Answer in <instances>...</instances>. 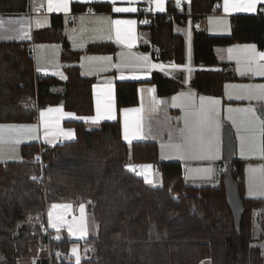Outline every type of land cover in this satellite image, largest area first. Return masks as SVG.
Here are the masks:
<instances>
[{"label": "trees", "instance_id": "1", "mask_svg": "<svg viewBox=\"0 0 264 264\" xmlns=\"http://www.w3.org/2000/svg\"><path fill=\"white\" fill-rule=\"evenodd\" d=\"M220 0H189L187 9L169 3L165 14H154L148 33L164 49L165 58L178 64L184 60V41L173 32L191 15L211 13ZM29 0H0V13H21ZM108 12L110 4L72 3L73 14L86 10ZM50 27L35 30L34 42H61L60 60L66 66L62 91L53 92V77L39 78L26 44L0 41V122H32L38 109L61 103L79 119L67 120L74 140L57 145L38 143L19 147L21 160L0 163V264H17L29 257V246L45 245L42 235L47 204L73 201L86 203L97 223V233L85 241L93 255L78 264H264V253L252 242L253 210L264 207V199L244 197L243 161L231 163L244 203L239 231L226 204L222 181L219 187L186 185L180 162L158 160L152 141L127 144L121 139L119 120L104 121L87 130L86 119L93 114V77H83L77 66L81 53H112L111 43H91L84 51L73 50L61 31L63 17L52 15ZM252 43L264 52V17H230L228 36H209L194 31L191 41L194 64H218L216 44ZM230 73L197 70L190 82L198 93L222 97L226 81L239 80ZM160 97L176 93L181 84L155 71L151 74ZM115 105L138 103L137 82L116 81ZM33 106H37L34 107ZM127 161L150 162L160 174V185L147 184L138 174L124 169ZM224 174V173H223ZM223 174L221 177H223ZM64 232L49 240L50 254L35 264L68 262L69 245Z\"/></svg>", "mask_w": 264, "mask_h": 264}, {"label": "crops", "instance_id": "2", "mask_svg": "<svg viewBox=\"0 0 264 264\" xmlns=\"http://www.w3.org/2000/svg\"><path fill=\"white\" fill-rule=\"evenodd\" d=\"M143 1L68 0V6L64 5L63 8L57 9L56 5L61 3L62 0H51L52 10H49V0H29L28 9L25 12L0 13V41H15L26 44L32 53L35 73L57 79L58 83L51 87V90L56 93L62 91L63 86L61 83L65 81L64 67L66 65L60 60L61 42H34L33 40V32L35 30L50 27L52 15H61L63 17L61 33L73 50L84 51L86 46L91 43L103 42L113 44L114 52L81 53L77 63L79 72L83 77L94 78L92 85L93 114L89 118L99 120V122L93 124L87 118L85 123L86 129H97L104 121L118 119L123 142L127 144L144 141L155 142L160 161L180 162L182 176L186 185L192 187H219L222 180L217 181L216 186H197L194 183L189 184L187 182V174L183 162L206 164L211 162V158H195L184 161L173 157L181 144V132L183 131L184 134V129H182L184 126L180 128L181 126L176 123L173 117L178 118L180 109L204 108L206 112L211 103H214L215 110H222L224 115L225 112H230L232 107H236L240 115L238 119L242 120V123L246 122L250 114L251 117L259 119L255 111H247L253 110V107L249 106L248 108L246 106L247 100H253L261 105L264 104V90L258 87L259 85H264V76L256 74V66L254 64L251 65L252 70H249L247 62L248 49L245 46L254 44L236 42L216 44L214 46V53L218 61L217 65L205 66L202 63L194 64L191 71H189V84L187 86L182 85L178 81L181 87L176 93L160 97L156 93L155 85L151 82L152 72L158 71L166 77H174L176 75L181 78L183 75L182 69H178L177 66L181 67L184 63L181 65L175 63L174 66L170 67H157L153 64L154 62L149 53L138 48L137 12ZM148 1L151 5V12L155 15L165 14L169 3L175 5L176 2L181 1L184 9H187L189 4V0H161L159 4H156V0ZM94 2L108 3L110 4V10L108 12H96L89 9L75 14L71 12L72 3L90 4ZM117 7L133 8L136 11L115 12L114 9ZM160 9L164 10L161 11ZM231 10L229 9V12H225L224 0H220L217 8H214L211 13L191 15L186 12L187 19L183 25L173 24V32L182 36L184 41V59L187 47L191 44L194 31L203 32L209 36H228L230 34L231 16L255 15L257 12H233ZM115 20L130 21V23L115 24ZM117 29L120 30L119 41L116 35ZM229 49H232L231 53H229ZM255 51L263 52L258 50L256 46ZM230 56L231 59L229 58ZM93 57H110L111 59H89ZM261 63H264V61H261ZM197 70L223 71L241 79L226 81L223 85L222 97L205 95L198 93L190 85ZM121 76L124 78L121 79ZM116 81L137 82V105L122 107L119 110L116 109L114 96ZM108 84H111V92L105 87ZM187 93L193 94L190 102L186 97ZM49 108H53L52 112L47 111ZM56 108H60L61 111ZM42 112L44 113L43 116H41ZM261 112L264 114L263 109ZM161 116L166 119V124H161L162 122L159 121ZM74 119H79V117L74 113L66 111L62 104L58 103L38 109L37 117L32 122H0V163L7 164L20 161L19 147L22 144L38 143L53 146L74 140V129L64 124L65 121ZM45 121L48 122L47 125ZM206 124V122H203L202 127L206 126ZM193 130L195 131L194 128ZM213 136L216 142V132L213 133ZM195 140L203 141L204 135L200 134ZM161 141L167 142L169 147L173 149L172 155L167 157L168 160L160 159V153H162L160 147ZM183 141L184 143L186 141L193 142L192 139L188 138L186 140L184 137ZM261 144L262 147L257 157L239 158V160L243 161V171L245 161L264 164V158L261 155V151H264V137H262ZM201 145L204 149L205 143L202 142ZM175 149L176 151H174ZM145 163L150 162L127 161L123 167L139 175L142 169L138 165ZM140 177L145 181V175H140ZM195 177L196 182H201L202 174L194 176L192 180H195ZM250 193L246 185H244V197L249 199L257 198L250 197L248 195ZM81 204L84 205L83 212H81ZM44 220V227L57 232L58 235L64 232L67 238L72 241L69 245L68 256L63 257L68 262L78 264L80 261L88 259L93 255L91 243L85 241V239L96 235L97 223L87 212L86 203L74 204L73 201L68 200L47 204L44 210ZM254 246L259 247L264 253L260 245ZM83 248L84 251L82 252ZM85 252L86 254L84 255ZM29 253V257L19 258L17 264H35V259L49 255L50 250L46 244L40 245L38 242H34L29 246Z\"/></svg>", "mask_w": 264, "mask_h": 264}, {"label": "rangeland", "instance_id": "3", "mask_svg": "<svg viewBox=\"0 0 264 264\" xmlns=\"http://www.w3.org/2000/svg\"><path fill=\"white\" fill-rule=\"evenodd\" d=\"M191 44L187 47L186 57L183 60L181 67L177 66L178 69H182L183 75L174 77H169L174 80L179 81L182 85L187 86L189 84V68L192 69L194 62L192 60ZM179 64V65H181ZM156 66V65H155ZM158 67V66H157ZM166 67V66H161ZM246 106L253 107L252 111H255L259 119L251 117L248 115L246 122L242 123V120L238 119L240 115L236 110V107H232L230 112H225L223 114L222 110H215V113L211 117L210 121H207L204 116L192 115L193 113H198V109H180V114L178 118L173 117L182 128L184 126V134L181 132V141L176 154L173 156L176 159H182L188 161L195 158H211V162L202 163H187L183 162L186 169V179L189 184L194 183V185H210L216 186L217 181L222 180V174L225 170V162L222 155V128L224 125H228L232 131V135L235 141V154L234 158L239 159L240 157H257L262 147L261 141L264 137V114L261 109L264 110V104H257L253 100H247ZM192 113V114H191ZM247 116V115H245ZM161 124H166L167 121L162 116L159 119ZM164 121V122H163ZM187 121V123H186ZM206 122V126L202 127V123ZM191 124V125H190ZM186 127V130H185ZM191 130H190V129ZM195 129V131L193 130ZM216 132V142L213 133ZM200 134L204 135L203 141H196L197 136ZM183 137L187 140L184 143ZM204 142V149L201 148L200 144ZM161 152L160 159L168 160L173 153L172 147H169L167 142H160ZM177 149V148H176ZM176 149L174 151H176ZM198 151L200 156H198ZM262 158H264V151H261ZM159 160V159H158ZM125 165V164H124ZM142 170L140 175H145V181L149 185H160V174L157 168L151 163H145L143 165L139 164ZM127 170V169H126ZM203 170V172H201ZM207 170V171H206ZM202 174L201 182H196L192 180L194 176H199ZM244 185H246L248 192H251L250 197H257L256 199H264V164L259 162H244L243 171ZM247 195V194H246ZM252 244L260 245L264 251V207L257 208L253 210V226H252ZM84 251V248L81 250ZM86 252L84 253V255ZM202 264H209L208 261H203Z\"/></svg>", "mask_w": 264, "mask_h": 264}, {"label": "snow or ice", "instance_id": "4", "mask_svg": "<svg viewBox=\"0 0 264 264\" xmlns=\"http://www.w3.org/2000/svg\"><path fill=\"white\" fill-rule=\"evenodd\" d=\"M161 2V0H156V4H159ZM264 4V0H224V11L225 12H229V9H232L231 11L233 12H247V13H254L258 10L257 6ZM64 5L68 6V0H62L61 3L56 5L57 9H61L63 8ZM49 10H52V4H51V0H49ZM161 11H163L164 9H160ZM115 12H131V11H136V9L133 8H121V7H117L114 9ZM115 24H124V23H130V21H124V20H115L114 21ZM117 35V40H120V30L117 29L116 32ZM248 49V56H247V62L249 65V70L251 69V65H255V72L258 75L264 76V63H261V61H264V52H256L255 51V45H248L245 46ZM229 53H231L232 49L228 50ZM231 59V56L229 57ZM89 59H103V60H110V57H102V58H89ZM139 59V58H137ZM140 60V59H139ZM155 64V63H153ZM155 68V67H153ZM189 71H191V69H188ZM121 79H123L124 77L121 76ZM105 87H107L109 89V92H111V84L106 85ZM231 87H236V86H231ZM251 87V86H249ZM260 89L264 90V85H259L258 86ZM193 94L192 93H187L186 97L188 98L189 102L192 99ZM239 98V97H238ZM216 101V100H213ZM214 103H211V106H209L205 112V109L202 108L200 109L199 113H193L192 115H201L204 116L206 118L207 121L211 120V117L213 116V114L215 113V107H214ZM57 110L61 111L60 108H56ZM53 108H49L47 109L48 112H52ZM247 111H252V110H247ZM44 113H41V116H43ZM93 124H96L99 122V120L96 119H91L88 118ZM47 121H45V124L47 125ZM187 123V121H186ZM264 123V122H262ZM70 134V133H69ZM125 139H127L125 137ZM203 146L201 145V148ZM207 171V170H206ZM81 208V212H83L84 209V205L81 204L80 205Z\"/></svg>", "mask_w": 264, "mask_h": 264}, {"label": "built area", "instance_id": "5", "mask_svg": "<svg viewBox=\"0 0 264 264\" xmlns=\"http://www.w3.org/2000/svg\"><path fill=\"white\" fill-rule=\"evenodd\" d=\"M182 6H183V3L181 1H178L175 3L176 9H181ZM257 13L258 15H261L262 17H264V5L259 6ZM154 20L155 18H154V14L151 12L150 2L148 0H144L143 2H141V5L139 6V9L137 12L138 48L148 52L156 66L158 67L174 66L175 65L174 59L165 58L164 49L159 44H157L148 33V30L153 25ZM38 77L43 78L45 76L38 75ZM34 107H37V106H33V108ZM42 235L47 238L46 245L48 246V248H49V240L55 239L58 236V234L55 231H51L47 227L43 228Z\"/></svg>", "mask_w": 264, "mask_h": 264}, {"label": "water", "instance_id": "6", "mask_svg": "<svg viewBox=\"0 0 264 264\" xmlns=\"http://www.w3.org/2000/svg\"><path fill=\"white\" fill-rule=\"evenodd\" d=\"M222 142V155L225 162V170L222 177L224 196L233 218L234 228L236 231H239L244 216V203L240 197L238 185L231 175V163L234 160L235 154V141L228 125H224L222 128Z\"/></svg>", "mask_w": 264, "mask_h": 264}]
</instances>
